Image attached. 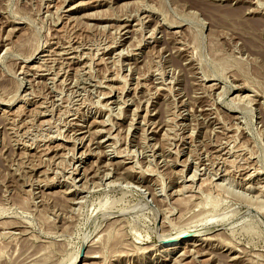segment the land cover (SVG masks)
<instances>
[{
	"label": "rangeland",
	"instance_id": "rangeland-1",
	"mask_svg": "<svg viewBox=\"0 0 264 264\" xmlns=\"http://www.w3.org/2000/svg\"><path fill=\"white\" fill-rule=\"evenodd\" d=\"M263 212L264 0H0V264H264Z\"/></svg>",
	"mask_w": 264,
	"mask_h": 264
},
{
	"label": "bare ground",
	"instance_id": "bare-ground-1",
	"mask_svg": "<svg viewBox=\"0 0 264 264\" xmlns=\"http://www.w3.org/2000/svg\"><path fill=\"white\" fill-rule=\"evenodd\" d=\"M175 33V32H174ZM74 57V56H73ZM96 132V131H95ZM103 133V132H102ZM224 164V163H223ZM157 166V165H156ZM206 184V183H205ZM208 186V185H207ZM176 209V208H175ZM184 211V210H183ZM260 212V211H259ZM182 213V212H181ZM264 213V212H263ZM181 215V214H180ZM263 215V214H262ZM166 217V216H165ZM211 219V218H210ZM211 224V223H210ZM203 226V225H202ZM122 227V226H121ZM197 227V226H196ZM181 233V235H179V233H178V235H176V236H172V237H169V238H167L166 240H169V242H171V243H175V244H185L186 243V241L184 240V243H181V240H180V238H183V235H185V234H182L183 232H180ZM186 233V232H185ZM171 240V241H170ZM205 240V239H204ZM207 241V240H206ZM208 241H209V239H208ZM167 242V241H166ZM205 242V241H204ZM186 245V244H185ZM188 245L189 246H191V247H193L194 248V245L192 244V243H188ZM123 246V245H122ZM197 248V247H196ZM175 248H173V249H171V250H174ZM208 249V248H207ZM196 250V249H195ZM206 250V249H205ZM203 251V250H202ZM191 252V251H190ZM186 253V255L187 254H189V251H187V252H185ZM95 254H97V252L95 253V252H93V253H87L86 252V255H85V257H84V259H95L96 257H94L93 255H95ZM202 254V253H201ZM93 256V257H92ZM185 256V255H184ZM78 258H76V260H77ZM233 259V258H232ZM75 260V261H76ZM74 261V263H76ZM73 263V262H72Z\"/></svg>",
	"mask_w": 264,
	"mask_h": 264
}]
</instances>
